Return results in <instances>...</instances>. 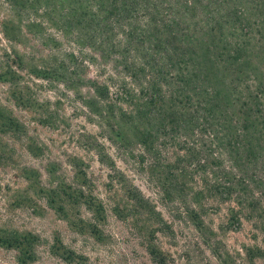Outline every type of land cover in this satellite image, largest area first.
<instances>
[{"label": "trees", "instance_id": "16d2710c", "mask_svg": "<svg viewBox=\"0 0 264 264\" xmlns=\"http://www.w3.org/2000/svg\"><path fill=\"white\" fill-rule=\"evenodd\" d=\"M0 3L5 39L19 42L22 23L34 37L32 74L55 76L73 91L85 86V106L119 155L156 178L180 218L201 230L202 216L232 198L238 207H228L232 218L255 209L254 186L264 181V0ZM47 24L58 38L45 33ZM61 41L68 47H58ZM86 63L95 64L94 76L81 69ZM7 132L21 136L25 126L0 104V150ZM80 164H73L74 185H42L30 168L22 174L56 212L65 216L69 204L82 203L100 214L104 205ZM139 196L156 228H169ZM36 238L0 227V245L15 249L20 264L33 259ZM148 252L164 263L153 241Z\"/></svg>", "mask_w": 264, "mask_h": 264}, {"label": "rangeland", "instance_id": "374dc122", "mask_svg": "<svg viewBox=\"0 0 264 264\" xmlns=\"http://www.w3.org/2000/svg\"><path fill=\"white\" fill-rule=\"evenodd\" d=\"M4 13L0 3V104L24 124L25 133L1 134L8 145L0 150V227L36 235L35 253L27 264H160L148 252L152 241L164 254L163 264H264V181L254 186L255 209L232 218L228 207L238 208L232 198L203 215L206 227L196 229L180 218L175 201L164 200L156 178L119 155L85 106V86L73 91L51 74L47 79L32 74L33 55L28 52L36 47L34 37L22 23L25 35L19 42L7 41ZM44 30L59 37L49 24ZM58 47L68 46L61 41ZM81 69L94 76L97 68L86 63ZM80 162L92 193L104 205L100 214L82 203L69 204L65 216L56 212L22 174L33 169L46 186L72 183L73 164ZM139 194L161 212L169 228L158 230L157 222L148 219V205ZM0 264H20L18 252L0 245Z\"/></svg>", "mask_w": 264, "mask_h": 264}]
</instances>
